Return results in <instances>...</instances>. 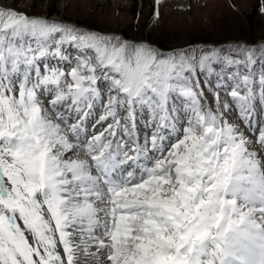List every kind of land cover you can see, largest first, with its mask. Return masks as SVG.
Listing matches in <instances>:
<instances>
[{
  "label": "rangeland",
  "instance_id": "1",
  "mask_svg": "<svg viewBox=\"0 0 264 264\" xmlns=\"http://www.w3.org/2000/svg\"><path fill=\"white\" fill-rule=\"evenodd\" d=\"M7 2L12 8L30 17L63 21L102 33L116 34L129 42L145 41L159 51H169L168 53L200 43L221 47L237 42L264 43V12L260 10L264 7V0H7ZM156 12L158 17L155 15ZM159 45L167 49H162ZM44 46L43 51L35 47L29 51L26 44H20L18 55L9 54L7 45L0 49V56L4 57L3 61H0V82L5 93L1 104L10 130L17 138L12 145L4 146L11 149L6 157V174L14 180V188L27 207L31 205V195L39 190L44 192L46 202L51 207L50 218L54 219L59 230L53 240L56 242L48 243L47 238L38 239L40 238L38 235L34 236L41 244L39 248L44 264H50L52 261L51 253L54 247H58L57 252L60 253L56 255L62 264L101 262L148 264L146 257L149 250L158 246L155 245L156 239L164 237L163 240H166L168 238L166 236H169L166 228L174 220L168 222L165 216L170 209H175L176 203L173 204L172 199L179 190L181 204L186 203L189 206L191 200L197 203V229H200L201 236L203 233L207 234L209 230L220 234L230 219L239 218V214L232 211V206L225 204L226 200L236 199L237 204L244 207L245 211L247 208L258 210V204H263L260 207H264V144L251 141L248 142V149L253 151L251 162L244 164V174H248V169H252L250 175L253 176V180L245 182L244 191H238L235 186H230L225 195L218 190L216 182H209L213 177L207 173L204 184L203 181L198 183V190L192 194L196 184V169L200 161L196 160L193 163L191 151L202 132V129L196 126L195 134L190 137L193 140L191 148L185 145L187 152L182 153L185 156L183 161L173 164L172 157H165L160 161L162 171L139 184L124 187L125 190L120 192L116 204L118 215L115 218V249L110 251L106 247V250L104 246L107 244L108 232L105 226L111 216L108 213L109 203L105 192L101 191L97 184L86 193L79 191L78 187L74 192L70 187L63 186L65 177L60 173L67 174L70 170L64 161L71 159L73 161L71 167H78L79 161L87 159L82 150L75 145L81 143L72 141L67 121L64 119L62 121L60 117L64 113L72 116L82 106L84 107L82 114L87 115L91 121L88 125L91 129V124L96 123L99 115H107L113 109L105 104L102 98H97L104 90L97 92L93 83L87 81L83 83L87 78L91 80V76L86 73L85 67L78 63L76 53L67 50L59 53L52 42L44 43ZM65 54L70 57L67 62L58 59ZM214 67L217 68V72L207 79V83L219 92V99L214 101L210 96V89L204 88V73H199L200 88H204L203 94L208 97L210 107L218 112L223 133L234 127L240 129L239 131H246L249 138L256 136L257 133L247 128L246 116H253L257 129L264 125V103L258 99L255 113L249 112L253 106L250 97L232 98L225 89L216 88L215 78L224 79L227 86L231 87L232 77L229 73L233 70L224 69L221 65ZM186 89L193 91L191 84ZM169 99H176L181 110L187 105L188 111L185 115L192 117L193 123L197 110L204 118L203 106L201 107L197 101L179 97ZM71 101L75 102L74 107L77 109L70 105ZM200 101L203 103L201 99ZM225 101L230 106L228 112L223 111ZM131 104L128 99L127 103L121 105V116L124 115L125 107L130 110ZM152 104L155 107L150 111L154 115H159L161 103L152 101ZM136 108V131L139 133L140 143L143 144L145 139L152 135L153 125L148 119V110L142 111L139 103L136 104ZM99 126L97 124V127ZM182 127L183 120L177 126L178 131L165 130V135L169 138L168 143L174 142L175 137L182 132ZM132 131L135 132V129ZM69 141L75 142L73 144L77 149L75 153H68ZM242 147L237 143L233 151ZM247 155L245 151L244 156ZM53 157L61 161L55 173L56 183L61 186L58 193H54L51 187L52 165L56 163ZM182 172L186 174L182 175ZM258 216L260 219H257ZM252 221L258 223L254 231L260 233L259 211L253 212ZM137 223L141 224V228L133 232L132 229ZM133 238L139 250L137 255L125 252V245L132 247ZM210 238V242L216 240L215 236ZM28 240L31 242L29 247L32 248L31 235H28ZM211 252L212 249L208 248L209 258Z\"/></svg>",
  "mask_w": 264,
  "mask_h": 264
},
{
  "label": "snow or ice",
  "instance_id": "2",
  "mask_svg": "<svg viewBox=\"0 0 264 264\" xmlns=\"http://www.w3.org/2000/svg\"><path fill=\"white\" fill-rule=\"evenodd\" d=\"M260 10L264 12V7ZM155 15L158 17V12ZM40 42L54 43L59 53H64L65 50L76 53L78 63L91 76L89 83L96 86L97 92L104 90L97 98H102L113 109L107 115H99L96 123L91 124V130L88 128L91 121L87 115L80 124L70 115L62 116V119L68 121V126L73 128L81 145L91 154L90 161H79L78 167H71V159L64 161L70 169L67 174L60 173L65 177L64 187H70L74 192L78 187L79 191L86 193L101 176L114 189L146 181L163 170L160 161L165 157H172L173 164L185 159L182 153L187 152L185 145L191 148L193 140L190 137L195 134L196 126L203 131L199 134L196 146L192 148L191 158L193 163L196 160L204 162L207 158L204 167L209 170L208 175L213 177L210 183L216 182L218 190L226 195L230 186L244 191L245 182L253 180L250 175L252 169L244 174V164L251 162L253 152L248 149V142L264 144V125L257 129L253 116L247 115L246 126L257 133L256 136L249 138L246 131H238L234 127L228 128L226 133H214L198 110L193 123L192 117L185 115L187 105L181 110L176 99L169 97L187 99L190 94L195 95V92L190 93L181 85L194 80L198 86L201 82L199 73H204V88L210 89L211 98L217 101L219 92L207 83V79L216 74L217 68L214 66L221 65L224 69L233 70L229 73L232 77L231 87L227 86L224 79H220L216 88L225 89L232 98L250 97L253 106L248 111L254 114L256 101L259 99L264 103V43L237 42L223 47H188L164 53L145 42H129L116 34L102 33L63 21L30 17L12 8L7 0H0V49L7 45L9 54L18 55L20 44H26L28 50L32 51ZM3 59L0 56V61ZM58 59L67 62L70 57L65 54ZM177 88L178 91L174 90ZM204 88L199 90L202 97ZM128 97L133 98L130 110L125 109L121 116V105L126 103ZM152 101L162 103L159 115L150 111L155 107ZM137 103L142 111L148 110V119L153 125L152 135L143 144L136 131ZM229 110L230 106L225 101L223 111ZM182 120V132L175 137L174 142L168 143L165 130L178 131L177 126ZM97 124L100 126L97 127ZM237 143L243 147L234 152L233 148ZM10 151L11 149L0 147V200H14L17 197L14 180L5 173L6 157ZM67 151L75 153L77 149L69 143ZM245 151L248 153L247 157L244 156ZM62 155L66 156L67 153ZM53 160L56 163L52 165L51 187L54 193H58L61 186L56 183L55 173L61 161L55 157ZM225 204L231 205L232 211L238 213L239 218L230 219L220 233L223 245L215 239L210 242L201 238L199 242L186 245L179 252L158 244L160 250L186 257L190 264H227L233 242L247 245L257 239L253 235L257 223L252 221V216L254 211H259L261 221H264V208H247L245 211L244 207L237 204L236 199L226 200ZM0 219L4 221L0 225V264H33V261L38 264L39 257L29 247L31 242L28 240V235L37 236L38 233L31 227L27 217L18 218L16 209L10 211L0 203ZM139 228L141 224L137 223L132 230L136 232ZM259 231L258 239L264 243V222L259 223ZM208 248L212 249L211 258L207 255ZM125 252L130 255L138 254L134 238L131 248L125 245Z\"/></svg>",
  "mask_w": 264,
  "mask_h": 264
},
{
  "label": "bare ground",
  "instance_id": "3",
  "mask_svg": "<svg viewBox=\"0 0 264 264\" xmlns=\"http://www.w3.org/2000/svg\"><path fill=\"white\" fill-rule=\"evenodd\" d=\"M207 126L210 128V125H209V122H207ZM1 128V127H0ZM2 129V128H1ZM3 130V129H2ZM2 130L0 131V133H2ZM238 131L240 130V129H237ZM98 187V186H97ZM102 191V190H101ZM101 193V192H100ZM110 195L112 196V193L110 192ZM111 196H110V198H111ZM114 196V195H113ZM175 197V196H174ZM174 202V201H173ZM126 211V210H125ZM104 212V211H103ZM165 212V211H164ZM200 215V214H199ZM198 220V219H197ZM261 222V221H260ZM258 224V223H257ZM118 227V226H117ZM168 236H166V238H167ZM111 238V237H110ZM159 238H162V237H159ZM165 238V239H166ZM41 241H43V240H41ZM40 241V242H41ZM166 241H168L169 243H170V245L169 246H172L175 242H176V239L175 238H172L171 240L169 239V237H168V239H166ZM117 242V241H116ZM45 243V242H44ZM163 244H164V242H162ZM155 245L157 246L158 245V242L157 243H155ZM177 245H179V243H177ZM153 247V246H152ZM151 247V248H152ZM154 249V250H153ZM155 249H157L155 246L152 248V250H153V252L155 251ZM160 254V253H159ZM161 255V254H160ZM159 256V255H158ZM174 256V257H173ZM108 257V256H107ZM147 258V257H146ZM174 258H175V255H169L165 260H157V261H155V259H151L150 261H149V264H167V263H169V261H173L174 260ZM183 259V258H182ZM185 259V258H184ZM146 261V260H145ZM173 262H175V261H173ZM179 262H180V260H179ZM100 264H106V262H104V263H100ZM253 264H255L254 262H253Z\"/></svg>",
  "mask_w": 264,
  "mask_h": 264
},
{
  "label": "water",
  "instance_id": "4",
  "mask_svg": "<svg viewBox=\"0 0 264 264\" xmlns=\"http://www.w3.org/2000/svg\"><path fill=\"white\" fill-rule=\"evenodd\" d=\"M146 43V42H145ZM149 44V43H147ZM151 45V44H150ZM153 46V45H152ZM199 46H204V47H212V45H209V44H205V43H200V44H196V45H193V46H190V47H199ZM154 47V46H153Z\"/></svg>",
  "mask_w": 264,
  "mask_h": 264
},
{
  "label": "trees",
  "instance_id": "5",
  "mask_svg": "<svg viewBox=\"0 0 264 264\" xmlns=\"http://www.w3.org/2000/svg\"><path fill=\"white\" fill-rule=\"evenodd\" d=\"M123 36L127 37L126 34H123ZM159 46H161L162 49H167V48L163 47L162 45H159Z\"/></svg>",
  "mask_w": 264,
  "mask_h": 264
}]
</instances>
